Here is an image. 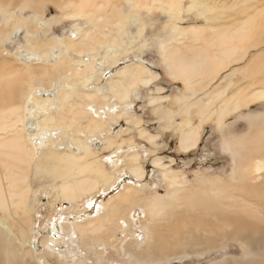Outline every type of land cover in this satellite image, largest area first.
<instances>
[{"label":"rangeland","instance_id":"1","mask_svg":"<svg viewBox=\"0 0 264 264\" xmlns=\"http://www.w3.org/2000/svg\"><path fill=\"white\" fill-rule=\"evenodd\" d=\"M77 2L78 0H0L2 4L0 5V9L2 8L3 10H0V21H3L4 15L13 14L8 24L10 26L7 28H4L2 25V27L0 26V31L3 35H8L7 32L12 30L11 25L18 24L20 17H23L22 20H24L22 24L23 29H20L21 35L16 44H9L0 37L1 75H5L7 70L11 73L10 69H12V73L15 72L16 75L12 78L15 82L13 86L17 90L22 87L23 90H26V84L34 83L50 88L52 83L57 81L61 85L68 83L74 86L73 95L67 99V104L69 105H64L62 109H59L60 114L59 110L55 114L58 118L62 117L64 122L70 125L73 131H79L76 134L79 139H87L92 154L87 162L100 166L102 170L99 173L94 170L92 173L85 170L80 174L78 172L73 177L72 173L75 172V167L74 170H72V167L63 169L62 166H59L54 161L45 163V161H42L43 157L39 158V160L37 159V162H40L41 159L40 163L35 162V160L34 164H31L28 171V186L32 194L30 193L31 195L27 202V213L29 217L31 216L30 218L33 223L32 239L30 241L33 246L31 248L27 244L20 252L16 253L19 259L32 261L33 264H36L37 258L43 257L44 253H46L42 240L47 236V230L50 229L52 224H59L60 221H62L61 223L64 227L73 226V229H76V224L85 226L86 222L90 220L95 223L102 222L108 226L109 224L103 222L102 218L105 214L110 213L105 204L106 200L111 197L114 191L118 190L123 182L130 184L126 181V177L129 176L128 168L130 165L128 157L136 154L139 155L138 165L141 166L145 173V180L144 182L136 183L137 187L135 191H138V193L135 195L140 197L142 201L132 207L135 219L133 227L127 226L124 228V232L117 230L114 234L110 232L107 235L95 234L94 236L89 235V237L82 236V238L80 237V233L76 232V244L83 256V258H80L81 261H76L78 264H137L136 262L144 264L145 260L151 262L152 259L156 261V264L164 260H166V263L162 262L160 264H231V262H238L240 258L248 264H252V261L257 260L259 264H264V251L244 253L240 244L242 242L237 239L225 240V244L218 249L209 250L207 248L202 252L196 253V255L186 256L182 254L171 258L161 257L158 246H151V250L156 249L157 253H155V256L161 259L152 257V255L146 256L143 252H145L147 247H144L143 243L141 245L135 243L137 242L135 241L136 239H146L144 235L147 234L148 227L153 225L155 219L159 217L158 214L160 212L146 211L147 209L144 205L148 204V202H153L156 197H163L170 191L167 179V171L169 169L173 170L176 176L185 177L189 184L195 183L194 181L199 179L204 180V182L220 179L230 180V175L234 170L237 171L238 169V173L240 170L242 171V164L244 163L242 159L252 155L251 149L253 148H250V145L251 147L261 146L258 144L261 140L258 137L264 138V117L262 118L264 116V102L252 103L241 107L240 110L229 115L222 122L221 126L217 124V113H215L213 117L206 120L207 122L203 121L204 123L201 124L202 126L199 129V144L196 148L189 153L182 152L177 146L180 134L183 132V129L198 125L199 120L198 117H195V109L184 110V108L180 107L181 102H178L177 99L186 97L190 101L189 98L191 97L192 101H195L192 97L193 91L188 89L186 76L189 77L193 89L204 91V96L201 93L198 94V91L197 97L202 96L200 99H204L207 96L208 99L205 98V101H209L212 98H210L212 95L208 93L209 89L211 90L210 86L206 87L207 90L203 88L207 86L206 71L210 69L206 70V65L202 64L205 62L204 58H202V61L200 59L197 61L194 59L195 55H204V51L208 50L206 48L207 44L211 43V40L213 42L214 38L217 39L216 35L219 36L222 32L224 33L227 26L240 25L239 23H242L248 17L252 19L259 10L264 9V0H92V7L86 9V12H90V14L84 13L80 16H73L74 10L67 5H73V3L77 5L79 3ZM197 6L199 8H196ZM30 15L38 16V18H55L56 21L51 23V27L48 30L47 28H40L36 23L28 24L27 18ZM256 17L258 18L257 15ZM262 23L261 27L262 25L264 26V21ZM74 25H78L82 29H80V34H77V40L72 37L75 41H68L69 33H75L73 29ZM260 28H251L253 29L251 34L256 37V40L263 38L261 39L263 41L264 27L263 29ZM86 32H89L92 37L87 41L85 47H90L95 55L105 54L104 49L100 45L103 47L114 46L117 49L116 54L110 56L106 63H104V67L101 68V71L105 72L102 74V79L98 77L93 83H90L93 86H90L91 89L80 85L77 86L76 83L83 74L81 70L84 69L83 66L78 67L74 64L76 60L84 56L80 57L76 52L80 47H77L75 51L69 48V51L61 57L63 61L56 64L52 61L38 64L33 60L23 64L22 61L16 59L14 56L17 52V46L24 44L23 36L31 37V44L35 52L48 53L53 45H57L54 42L57 38L65 41L63 45L72 42L75 46H79L81 37ZM215 50H218V48L213 49L214 52ZM259 52H254V54L257 55ZM263 56L264 53H262L261 59L248 66L249 71L253 69L251 73L260 71L259 73L262 76L257 75V78L264 76ZM140 60L144 64L146 63L145 65L148 70L150 69L151 73L158 74L159 77L147 87L136 80L134 87L129 89L128 98L122 103L112 90L109 91V87L111 84L115 85L114 83L118 81H121V84L127 87V83L133 75H119L115 70L120 68L119 66L123 67L122 65L124 64H132V68H136L137 66L142 67L139 64ZM6 64L9 67H3ZM255 64L258 68L255 67ZM178 65L182 68L187 67L189 72L183 75L179 72L172 75V67L178 69ZM113 66V72L109 73L106 71V68H112ZM242 66L244 67V62L237 65L240 68ZM3 68H5L4 73ZM249 71H247V74L238 73L232 78L233 89L229 88V92L227 90L226 97L234 93L236 88L240 87L239 84H244L240 87L242 89L249 88V84L247 83L250 80L248 78V80L244 79L250 75ZM147 75L145 74L144 76H150ZM222 83L219 85L221 88L225 86V82ZM193 84L198 85L199 88L193 86ZM201 85L203 86L201 87ZM158 87L161 88L160 91L156 89ZM256 88L258 86H255ZM255 89L253 87L251 91ZM23 90L16 91L19 94H16L13 96L14 98L12 97L9 100L12 106L24 104L23 96L25 93ZM65 90H63V94ZM89 93L97 94L96 103L102 105V109L98 110L97 117L96 115L95 117L97 118L96 120L104 123L106 129H112L113 136L111 135L110 140H114L113 146L108 145L109 141H103L101 136L104 133L92 138L81 135L82 126L86 122L84 120L87 119H84L82 122L78 121V124L74 123L71 125L69 113L73 109L72 106L78 103H83L84 105L85 99H83V94ZM205 93L208 95L205 96ZM2 94L5 93L0 92V95ZM103 97H105V100H103ZM203 99L201 102L204 104L205 101ZM9 102L6 104L0 96V104L8 106ZM212 104L207 109L205 107V110L208 112L218 111V101H212ZM213 106L215 107L213 108ZM202 107L204 108V105ZM105 108L109 110L116 109L114 113H111L112 118L117 119L115 123L111 122L110 118H108L109 116L104 110ZM157 108H160L157 110L159 111L158 115L156 113ZM229 108L231 107L229 106ZM125 110L126 112L123 114ZM1 114L0 116L4 115L7 119L0 121V124L8 123V120L11 119L9 115L7 116L5 113ZM102 117L103 119H101ZM250 117L254 120H251ZM132 119L141 121L138 129H142L153 136V143H149L146 139L138 136L139 130L126 121ZM54 140L55 145L52 150H54L55 154H64L67 153L68 148H74L69 139L63 141L62 137L60 139L58 137ZM230 142H232V146ZM47 150H49L48 147L43 148L38 153L40 152L41 154H39L42 156V153L47 152ZM156 160L159 161L161 167H154L153 162ZM251 161L253 163L250 162L249 164L254 165L255 161ZM38 165L40 166V170H37ZM164 166L168 169L164 168ZM252 174V179H256V176L264 175V170L260 171V173ZM121 176L126 179L121 180L114 191L110 193L109 189L113 185V182ZM75 177L88 178L95 181L97 183L95 185L96 189L83 195L76 202L67 203L58 187L65 182L73 183L76 179ZM109 179L112 183H108ZM260 179L253 182L260 184L264 180ZM153 182L155 183L153 184ZM144 184L146 186H143ZM205 184L201 185V187H205ZM184 204L185 201H181L179 203L180 208L188 207L184 206ZM96 206H98L97 209L95 208ZM124 206L128 207V205ZM140 206H142L145 212L139 210ZM163 210L169 212L170 218H164L163 222L154 226L152 230L155 231L156 238H160L161 241L162 238L166 239L164 240L166 247L184 244L188 239V230L202 226L194 218L178 216L176 208L168 207ZM136 233L137 235L132 237V234ZM100 237L107 238L102 240ZM104 240L110 241V243L106 245ZM82 241L88 244V246H84ZM121 245L125 247H123L126 250L125 254L121 253ZM34 250L37 253H34ZM89 251H94V253H90ZM178 252L176 250V253ZM126 253H130V255H126ZM50 254L55 255L54 253ZM52 255H48L50 262L46 264H57L61 261ZM170 259H175L176 261L169 262Z\"/></svg>","mask_w":264,"mask_h":264},{"label":"bare ground","instance_id":"2","mask_svg":"<svg viewBox=\"0 0 264 264\" xmlns=\"http://www.w3.org/2000/svg\"><path fill=\"white\" fill-rule=\"evenodd\" d=\"M78 2L77 5H75L74 3L73 5H67L68 7L72 8V10H74L72 15L80 16L84 13L90 14V12H86V9L92 7V0H78ZM0 5L2 4L0 3ZM196 8H199V6H197ZM0 10L3 11L2 8ZM11 15L13 14L4 15L3 21H0V26L2 25L4 28L10 26L8 24L10 23ZM256 15L258 16V18L256 17ZM256 15L253 16L252 19H249L250 17H248L247 19L243 20L242 23H239L240 25L235 24L233 26H227L224 33L222 32L221 35L218 34L219 36L216 35V37L218 38H214L213 42L211 40V43L207 44L206 48H208V50L204 51V55H195L194 59H196L197 61L198 59L202 61V58H204L205 62H203L202 64L206 65V70L210 69L209 71H206L207 75H205L207 76V78L204 75L208 83L207 86H204L203 88L206 89V87L208 88V86H210L209 88H211V90L209 89V92H206L210 93L212 95L210 96V98H212L209 101H205V98L208 99V97L206 96L208 94L205 93L206 97L204 99L202 98L203 101H205L203 104V102H201L202 99L200 98L204 96V91L198 90V94L201 93L202 96L197 97L198 91L192 88L189 77H185L188 84V89H191V91H193L192 97L195 101H192L191 97L189 98L190 101L186 97L177 99V101L181 102L180 107L184 108V110L186 111H188L190 108L196 110L195 117H198L199 124L188 128L186 127L187 129L185 130L183 129V132L180 134L177 142V146L182 152L189 153L196 148V146L199 144V129L202 126L201 124L204 123L203 121L207 122L206 120L213 117L215 113H217V124L221 126L222 122L229 115L240 110L241 107L247 106L248 104L252 103L254 104L264 102V76L261 78H257V75H261L259 73V70L257 73H251L253 72V69L250 71L248 70V66L251 63H254L257 60L261 59L262 53H264V40L261 41V39L263 38H260V40H256V37L251 34L253 30L251 28L257 29L261 27V24H263L262 21H264V9L259 10ZM22 19L23 17H20L18 20V24L11 25L12 30L10 32H7L8 35H3L0 31V37L1 39H3V41L9 44L17 43L18 38L21 35L20 29H23L22 24L24 20ZM53 21H56V19H47L46 17L38 18V16L32 15L27 18L28 24L36 23V25H38L40 28H47L48 30L51 27V23ZM263 27L264 26L262 25L260 29H263ZM73 29L75 33H69L68 41L77 40V34H80L79 32L82 28L78 25H74ZM72 37L75 40H73ZM90 37H92V35L89 32L84 33L81 37L79 46H75L72 42H68L66 44L67 46L63 45L65 41H62L63 39L57 38V40L54 41L55 43H57V45H53L48 53H37L34 51V47L31 44V37L23 36L24 44H17V52L14 56L16 59L22 61L23 64L28 63L30 60H33L38 64L51 61L56 64L63 61L61 57L69 51V48L75 51L77 47H80V49L76 52L80 57L82 55L84 56L76 60L74 64L78 67L83 66L84 69L81 70V73L83 74L76 83L77 86L80 85L82 87H88L91 89V87L93 86H91L90 83H93V81H95V79H97L98 77L102 79V74L105 72H102L101 68L104 67V63H106L110 56H114L116 54L117 49L114 46L103 47L102 45H100V47L104 49L105 54L95 55L91 51L90 47H85ZM197 40L199 39L197 38ZM215 48H218V50H215L214 52L213 49ZM254 52L259 53L255 55ZM140 61L139 64H141L142 67L137 66L136 68H132V64H124L122 65L123 67L119 66L120 68L115 70L119 75H133L127 83V87L122 85L121 81L115 82V85L111 84V86L109 87V91L112 90L122 103L125 102L128 98L129 89L131 87H134V85L136 84V80L139 81L140 84L147 87L159 77L158 74H153V72L151 73L149 71L150 69H147V66L145 65L146 63L144 64L143 61H141L143 63H141ZM243 62L244 67H237V65L242 64ZM211 65L214 66V68H212ZM4 66H7V64L3 65V67ZM255 67H257L256 64ZM250 68H252V66H250ZM4 69L5 68L2 69L3 73ZM10 70L11 73H9V70H7L8 73L6 72L5 75H1L2 73H0V92L5 93L0 96L2 100L6 102V104L7 102H9V100H11L13 96L19 94L16 91L23 90V87L17 90V88L13 86L15 82L12 78H14V76L16 75L15 72L12 73V69ZM24 70L26 71V69ZM106 71H108L109 73L113 72L114 66L112 68H106ZM172 71V75L178 74V72L182 75L189 72L187 67L182 68L179 67V65L178 69L172 67ZM247 71L250 72L251 76L248 75L244 79L248 78L250 80L249 83H247L249 84V88L246 87L242 89L240 87L244 84L242 83L243 85H241L238 83L240 87H237L234 93H231L226 97L227 90L229 92V90L233 87L232 78L235 77V75L238 73L247 74ZM76 72L80 73L79 71ZM147 73L150 76H148ZM145 74L148 77L144 76ZM222 82H225V86L223 88L219 86ZM12 86L14 87V89ZM193 86L199 88L198 85L193 84ZM202 86L203 85H201V87ZM255 86H258V88L255 89ZM253 87L255 90L251 91ZM25 88L26 90H23L25 93L23 96V105L12 106L10 102L8 106H6L4 103V105L0 104V114L5 113L11 118H8V123L0 124V264H33L32 261H25L24 259L20 260L16 253L20 252V250L23 249L27 244H29L31 248L33 246V244L30 243L32 239L33 223L32 219L30 218L31 216L29 217V214L27 213V202L29 201V196L32 194L30 187L28 186V171L31 164L35 160V162H37V159L39 160V158L43 157L42 161H45V163L54 161L59 166H62L63 169H65L66 167H72V170H74L75 167V172L72 173L73 177L76 176L78 172L80 174L85 170L89 171L90 173H92L93 170L97 173L102 171L100 166L87 162V160L92 156L91 148L88 145L87 139H79V137L76 136L79 131H73L71 126L67 125L62 117L58 118L55 114L59 109H62L64 105H69L67 104V99L73 95L74 86L68 83L61 85L57 81L53 82L50 88L48 86L45 87L41 84L36 83L29 85L26 84ZM64 89L66 90L63 94ZM156 89H158V91L161 90L160 87ZM83 99H85L84 105L83 103H78L72 106L73 109L69 113L71 125H73L74 123L78 124V121L82 122L84 119H87L84 120L86 122L84 126H82L83 129L80 132L81 135H83V137L85 135L92 138L104 133L101 136L103 141L107 140L109 141L108 145L113 146L114 140H110L111 135L113 136V133L111 132L112 129H106L104 123L96 120L97 114L99 112L98 110L102 109V105L96 103L97 94H83ZM103 100H105V97H103ZM212 101H218L219 107L217 109L218 111L216 112H208L207 110H205V107L207 109L208 106L211 107L213 105ZM203 105L204 108L202 107ZM229 106L231 108H229ZM214 107L215 106H213V108ZM158 109L160 108L156 109L157 115L159 114V111H157ZM104 110L109 116L108 118H110L111 122L115 123V120L117 119L112 118L111 113H114L116 109L109 110L108 108H105ZM161 110L164 111L163 109ZM125 112L126 110L123 111V114ZM13 117L14 119H12ZM263 117L264 116H262V118ZM262 118L260 119L262 120ZM6 119L7 118H5L4 115L0 116V121H4ZM101 119H103V117ZM126 121L127 123H131V125H133V127L137 129L140 127L139 125H141V121L137 119ZM138 133V136H140V138H144L149 143H153L154 137L151 136L148 132L140 129ZM58 137L59 139L60 137H62L63 141L69 139L70 142H72V144L74 145V148H68L67 153L64 154H55L54 150L52 149L55 145L54 139ZM258 138L261 139L258 143L261 146L251 147L250 145V148H253L251 149L252 155L242 159L244 160V163H241L243 166L242 171L240 170L242 174L240 171L238 173V169L237 171H235L234 166V171L232 170L233 172L230 175V180L220 179L216 181L209 180L204 182V180L198 178L199 180L194 181L195 183L189 184L185 177L176 176L171 169L167 171L168 175H166L169 181L170 191H168L167 194L163 197H156L153 202H148V204L144 205V207L147 209L146 211L149 210L157 213L160 212L158 214L159 217L155 219L153 225L148 227L147 234L144 235V238H146L145 240H143V238H141L140 240L134 238L136 239L135 241H137L135 242L136 244L141 245L143 243L144 247H147L145 252H143L146 256L152 255V257H156V249L151 250V246H158L159 255L161 257L171 258L176 255L182 254H185L186 256L196 255V253L202 252L207 248L209 250L218 249L225 244V240L231 239H237L243 243L240 244L244 253H256L258 251H264V180L261 181L260 184L253 182L254 180H259L260 178L264 179V175H258L256 176V179H252V173H260V171L264 170V138ZM230 143V145L232 146V142ZM47 147L49 148V150H47V152L45 153H42V156H40L41 153L39 152V154L38 151H41L43 148ZM138 160L139 155L134 154L129 156V178H122V176L118 177L109 189L110 193H112L111 191H114V189L123 179H126V181L131 184H125V182H123L118 190L114 191L111 197L106 200L105 204L110 210V213L105 214V216L102 218L103 222L109 224L108 226H106L102 222L95 223L94 221L90 220L86 222L85 226L76 224V229H73V226L64 227L61 223L62 221H60L59 224H52L50 229L47 230V236L42 240V245L46 248L45 252L48 255H52L50 253H54L55 255L52 256L57 257L59 260H61L57 264H78V262L76 261L80 260V258H83L81 252L79 251L78 245L76 244V232H79L80 237L82 238V236L89 237V235L94 236L95 234L107 235L110 232L114 234L117 230H121L122 232H124V228H126L127 226L130 228L133 227L132 225H134L133 222L135 219L133 217L134 211L132 207L135 204L141 203L142 201L140 197H137L135 195L136 193H138V191H135L137 187L136 183L144 182L145 180V173L142 170L141 166L138 165ZM251 160L255 161L254 165L249 164L250 162L253 163V161ZM39 165L37 166V170H40V166L42 165V163L40 166ZM153 165L154 167H161L158 160L154 161ZM164 168H166V166H164ZM102 176L104 177V175ZM102 180L104 181L103 178ZM108 183H112L110 179L108 180ZM154 183L155 182H153V184ZM96 184L97 183L95 181H92L88 178H76L73 183L65 182L64 184L60 185L58 189H60L62 197L67 200V203H70L80 200L83 195L95 190ZM203 184H205V187L202 188L201 185ZM143 186L146 185L144 184ZM138 187L140 186L138 185ZM181 201H185L184 206H188L189 208H180L179 203ZM124 205H128V207H125ZM65 206H67V204H65ZM97 207L98 206H96L95 208L97 209ZM168 207H173L174 209L176 208L178 216L181 215L182 217L194 218L198 221V223L202 225L197 228H192V230H188V239L184 244L173 247H166V242L164 241L166 239L162 238L161 241L160 238H156L155 231L152 230L154 226H157L159 223L163 222L164 218L169 217V212L163 210L164 208ZM139 210H141V212H145L142 206L139 207ZM124 211L127 213L125 214ZM135 235H137V233L132 234V237ZM104 238L107 237H103L101 239L103 240ZM94 239L96 238L94 237ZM104 243L108 245L110 241L108 242L104 240ZM83 245L88 246V244H86L85 242H83ZM123 247L124 245H121L120 250L121 253L125 254L126 250L124 249L125 247ZM176 250H178L179 252L176 253ZM89 252L94 253V251ZM34 253H37V251L34 250ZM46 253H44L43 257L37 258L36 264H46L50 262V258H48V255ZM126 255H130V253H126ZM42 258H44L45 260ZM173 261L175 262L176 260L170 259L169 262ZM159 262L166 263V260ZM136 263L140 264V262ZM251 263L259 264V261H252ZM144 264H156V261L154 259H152L151 262L145 260ZM231 264L248 263L240 258L238 262H231Z\"/></svg>","mask_w":264,"mask_h":264}]
</instances>
